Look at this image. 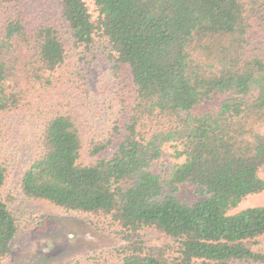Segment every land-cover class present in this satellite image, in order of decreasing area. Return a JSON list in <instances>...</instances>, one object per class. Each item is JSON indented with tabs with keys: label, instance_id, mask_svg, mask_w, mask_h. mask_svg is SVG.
Masks as SVG:
<instances>
[{
	"label": "trees",
	"instance_id": "obj_1",
	"mask_svg": "<svg viewBox=\"0 0 264 264\" xmlns=\"http://www.w3.org/2000/svg\"><path fill=\"white\" fill-rule=\"evenodd\" d=\"M27 1L0 0V264L22 228L16 190L119 243L63 264H264V206L232 213L264 193V0H54L37 21ZM98 45L133 95L88 164L79 106ZM185 183L207 198H162Z\"/></svg>",
	"mask_w": 264,
	"mask_h": 264
},
{
	"label": "rangeland",
	"instance_id": "obj_2",
	"mask_svg": "<svg viewBox=\"0 0 264 264\" xmlns=\"http://www.w3.org/2000/svg\"><path fill=\"white\" fill-rule=\"evenodd\" d=\"M91 12L95 7L91 0H86ZM59 13V6L54 0H28L24 14L31 21L54 18ZM91 60L86 68L87 90L80 99V120L84 131L86 146L97 134L106 132L110 119L116 113L117 106L122 101L129 100L133 95L128 71H118L115 63L100 45L96 47ZM128 84V85H127ZM226 99L223 95H214L213 99L205 102L195 109L196 114H204L209 110H217ZM28 147L30 144L27 145ZM86 147L83 157L86 163L93 159ZM168 159L153 166V172L169 177L167 172ZM12 188L15 176H12ZM264 178V173H262ZM16 202L13 205L14 213L22 224L15 243L13 252L7 264H63L72 259L87 257L90 253L119 245L90 227L82 217L76 213L65 212L47 201H29L24 199L16 190ZM176 196L181 202L194 204L207 198L193 185L185 183L174 189L165 188L162 198ZM264 206V193L249 197L235 214L247 208ZM147 242L160 243L165 240L154 229L144 231ZM262 248L264 249V239Z\"/></svg>",
	"mask_w": 264,
	"mask_h": 264
}]
</instances>
